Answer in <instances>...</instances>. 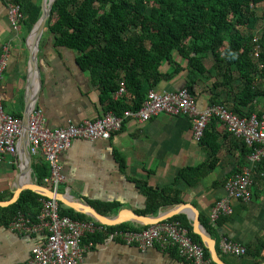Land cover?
<instances>
[{
    "label": "crops",
    "instance_id": "obj_1",
    "mask_svg": "<svg viewBox=\"0 0 264 264\" xmlns=\"http://www.w3.org/2000/svg\"><path fill=\"white\" fill-rule=\"evenodd\" d=\"M42 1L37 2L42 4ZM7 4L8 0H0V52L4 43L11 44L8 67L0 83L6 111L24 120L30 98L37 94L35 105L42 109L47 125L52 128L101 116L104 108L100 89L92 83L90 73L80 68L78 52L56 45L54 36L46 30L39 49L40 72L33 76L30 60L32 29L24 23L21 31L15 32L8 18ZM175 56L182 61L180 55ZM204 61L207 68H211L215 62L211 55ZM183 64L186 65V61ZM170 67L167 62L162 70L166 72ZM187 78L188 70L185 69L173 79L161 81L156 89L164 91L183 88L188 85ZM213 82L214 78L205 77L195 84V96L200 108L211 104L216 93L211 88ZM237 85V82L234 83L235 87ZM228 91L227 87L219 89L222 99L232 104L233 96ZM257 109L264 111V99L257 103ZM214 130L219 132L222 144L218 166L193 186H188L184 181L178 183L182 189L183 202L193 205L201 219H209L213 205L226 193V179L248 162V154H244L240 139L228 132L220 121L216 122ZM116 150L126 160L125 171L120 168ZM207 156L208 149L195 139L192 119L188 116L160 112L143 123L130 118L110 139L78 138L68 150L61 153L60 161L66 180L58 191L90 203L118 201L121 207L137 212L145 207L147 197L133 178H148L152 185L163 187L175 180L181 168L197 165ZM41 164L49 165L41 153L32 155V168L23 176L22 182L40 183L36 167ZM24 167L25 156L21 150L15 155L7 154L0 160V200H8L14 195L17 176ZM254 180L251 200L248 203L234 201L233 213L221 217L223 219L214 228L213 237L217 240L219 252L223 234L247 247L264 239V159L255 168ZM40 184L46 186L44 182ZM172 206L160 210L165 212ZM181 213L190 218L188 213ZM45 238L46 232L22 234L0 221V264L26 262L32 256L33 249L43 243ZM220 254L229 264L264 263V259L249 253L242 256ZM82 264L189 262L179 255L176 248L162 250L150 247L143 250L134 244L112 241L93 246L86 252Z\"/></svg>",
    "mask_w": 264,
    "mask_h": 264
},
{
    "label": "trees",
    "instance_id": "obj_2",
    "mask_svg": "<svg viewBox=\"0 0 264 264\" xmlns=\"http://www.w3.org/2000/svg\"><path fill=\"white\" fill-rule=\"evenodd\" d=\"M12 1L22 5L26 13L24 23L32 29L42 14L41 2ZM252 4L264 9V0H56L46 31L54 36L56 45L78 52L80 68L90 73L92 83L100 89L104 112L114 111L124 116L127 110L140 108L151 89L187 69V86L194 95L196 83L205 77L214 78L211 88L216 93L211 104L223 103L240 116L257 113L261 117L264 111L257 109V103L264 99V12L258 14ZM261 20L263 26L259 29ZM256 34L262 48L261 67L251 54ZM209 55L215 60L211 68L204 61ZM167 62L171 67L164 72L162 66ZM122 82L126 90L115 98L114 92ZM222 87L229 89L232 104L222 99L219 92ZM217 121L216 118L210 121L200 141L208 149L207 158L197 165L181 168L171 184L159 187L148 178H133L147 197L145 207L137 210L138 213L157 214L165 206L182 202L178 183L184 181L193 186L218 166L222 144L219 132L214 130ZM242 143L244 154H249L252 148ZM116 155L121 170L125 171L126 160L117 150ZM240 170L237 168L235 172ZM36 171L41 183L50 173V167L37 165ZM40 197L41 194L31 189L24 190L18 201L0 206V221L9 224L20 211L36 219ZM92 204L103 214H114L121 207L118 201H92ZM61 213L79 220L92 218L62 203ZM169 219L180 220L189 228L192 238L203 244L187 214H176ZM202 222L214 235L209 219L202 217ZM110 227L137 228V224L126 220ZM101 238L100 234H93L84 241ZM205 250L206 256L211 257L208 248ZM248 253L264 259V239L248 247Z\"/></svg>",
    "mask_w": 264,
    "mask_h": 264
},
{
    "label": "built area",
    "instance_id": "obj_3",
    "mask_svg": "<svg viewBox=\"0 0 264 264\" xmlns=\"http://www.w3.org/2000/svg\"><path fill=\"white\" fill-rule=\"evenodd\" d=\"M8 18L13 30L17 33L26 19V13L20 3L8 0ZM252 8L257 5L252 4ZM259 30V29H258ZM252 57L260 67L261 45L258 34L253 38ZM11 44L6 42L0 52V83L8 67ZM126 88L123 82L114 92L119 98ZM160 112L172 115H185L192 119L194 137L201 141L207 125L213 118L223 123L228 132L246 143L252 151L248 154V162L240 171L231 174L225 182L226 193L213 205L209 223L215 228L221 217L231 215L234 201L248 203L253 195L254 172L264 159V113L258 116H240L223 103L209 104L200 108L196 96L188 86L174 90L158 91L151 89L140 108L129 109L124 116L114 111H106L96 118H87L79 123L52 128L47 125L41 108L35 107L28 122L29 150L32 155L42 154L49 163L50 173L43 182L49 188L58 191L65 182L66 176L60 161L62 152L68 150L75 139H110L121 130L130 118L140 123L150 120ZM24 129L23 119L6 111L0 88V160L7 154L15 155L19 151V142ZM40 211L36 219L25 212H18L9 222V226L22 234L46 232L43 243L33 249L32 256L20 264H82L85 254L97 243L121 241L134 244L145 250L159 247L162 250L176 248L179 255L189 264H214L211 257L206 256L202 243L195 241L188 227L180 220H162L137 228H112L93 218L75 219L61 213V202L53 197L41 195ZM100 234L98 241H84L88 235ZM219 248L223 254L242 256L248 254V247L225 234L221 236Z\"/></svg>",
    "mask_w": 264,
    "mask_h": 264
},
{
    "label": "water",
    "instance_id": "obj_4",
    "mask_svg": "<svg viewBox=\"0 0 264 264\" xmlns=\"http://www.w3.org/2000/svg\"><path fill=\"white\" fill-rule=\"evenodd\" d=\"M56 0H43L42 1V14L37 22L32 27L30 39V60L33 76L40 72L39 66V49L40 43L46 30L47 21L51 16L53 6ZM41 79V78H40ZM41 81V80H40ZM41 83V82H40ZM32 86V83H31ZM38 95H33L29 101V110L24 116L23 125L24 129L19 142V150L25 156V167L20 171L16 180V189L14 195L8 200H0V206H8L18 201L20 195L25 189H31L41 195L53 197L58 199L62 204L67 207L74 208L77 211L88 214L93 219L107 225H117L123 221L129 220L138 225L145 226L156 223L162 220L171 218L172 216L181 212H186L191 218L193 231L201 236V240L206 248H208L211 259L216 264H229L218 250L217 240L213 237L211 231L204 225L201 215L198 210L191 204L180 202L174 204L172 208L163 212L159 210L157 214H141L132 209L121 207L115 214H103L92 203L85 199L73 198L66 192L55 191L52 188L44 186L38 182H22L23 176L32 168V154L29 150V136H28V122L29 117L36 107L35 100ZM264 264V263H261Z\"/></svg>",
    "mask_w": 264,
    "mask_h": 264
},
{
    "label": "rangeland",
    "instance_id": "obj_5",
    "mask_svg": "<svg viewBox=\"0 0 264 264\" xmlns=\"http://www.w3.org/2000/svg\"><path fill=\"white\" fill-rule=\"evenodd\" d=\"M37 1H40V0H37ZM257 11H258V14H262L264 12V9L262 8V6H259L257 8ZM263 26V21L261 20L259 23H258V28L261 29V27Z\"/></svg>",
    "mask_w": 264,
    "mask_h": 264
},
{
    "label": "bare ground",
    "instance_id": "obj_6",
    "mask_svg": "<svg viewBox=\"0 0 264 264\" xmlns=\"http://www.w3.org/2000/svg\"><path fill=\"white\" fill-rule=\"evenodd\" d=\"M32 213V212H31Z\"/></svg>",
    "mask_w": 264,
    "mask_h": 264
}]
</instances>
